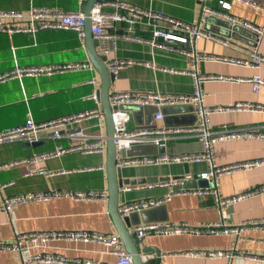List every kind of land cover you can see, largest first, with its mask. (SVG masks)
Wrapping results in <instances>:
<instances>
[{"label": "crops", "instance_id": "0c3cea01", "mask_svg": "<svg viewBox=\"0 0 264 264\" xmlns=\"http://www.w3.org/2000/svg\"><path fill=\"white\" fill-rule=\"evenodd\" d=\"M230 7L221 9L217 0H116L135 6L159 11L190 23H199L206 5L225 11L227 16L242 19L264 29V0H248L263 6L257 8L240 0H228ZM32 6L58 7L63 10L76 11L81 8L78 0H0L1 11L28 12ZM115 7L106 5L104 11ZM220 16L235 23L229 17ZM17 23L29 25L27 20ZM245 26V25H243ZM248 29L252 28L245 26ZM212 28H216L215 25ZM136 34L148 38L151 30L142 23L135 25ZM215 35L230 41L228 45L210 38L200 37L195 46L199 52L251 60V51L264 56V36L255 40L251 34L239 32L229 37L207 29ZM217 30V29H216ZM220 30V29H218ZM110 33H127V24L116 23ZM255 31V30H253ZM103 43L111 41V48L99 47V52L108 49L109 58L133 59L135 62L120 69L112 90H158L161 92L191 93L193 92V76L186 72L193 67L190 60L179 54L167 53L152 49L150 45L135 40L118 38H102ZM89 60L84 38H80L73 30L41 29L36 33L16 32L13 34L0 32V73L15 66H48L66 62ZM155 62L156 66L147 64ZM201 73H216L230 76V79L211 80L202 83L203 100L206 105H231L235 102H256L264 104V88L259 92L252 89L247 78L260 75L264 78V61L259 65L240 64L219 59L200 60L197 64ZM183 71V72H182ZM96 78L95 69H79L56 72L51 75H27L0 83V130L22 124L31 115L36 121H43L65 114L79 112L97 106L94 99L89 98L93 85L88 81ZM172 120L189 122L192 111L169 113ZM155 119V116H154ZM145 112L139 114L137 121L145 122ZM212 130H221L224 125L229 128L264 127V112L259 110L213 112L210 115ZM164 125L163 120H156ZM98 118H90L71 126L70 130L82 129L88 133H105L99 126ZM132 117L129 126H135ZM102 124V123H101ZM68 130V129H67ZM67 144V138H48L38 146L23 142L1 143L0 163L34 153L53 150L57 144ZM166 154H182L202 149V143L196 136L177 134L168 140ZM215 162L218 165L245 161L264 155V139L232 138L218 141L214 146ZM95 166L92 170L71 171L69 173H45L30 171L39 168L48 172L60 169H75ZM101 166V167H100ZM125 175L146 177L147 181L124 187L120 204L140 199L165 198L173 187L165 184L180 176L191 174L196 177L208 169L207 161L162 162L158 164L122 166ZM168 176V177H164ZM163 178V179H162ZM169 178V179H166ZM198 179V178H197ZM13 181L12 184L0 188V204L5 196L35 191L88 190L105 189L107 177L105 155L100 153L83 154L71 152L60 157L39 162L20 163L0 169V182ZM219 191L223 196H234L240 192L264 184V164L252 169L225 173L219 178ZM163 183L165 185L159 184ZM141 187H134V186ZM189 187L188 183L185 184ZM196 187H202L197 185ZM164 205L168 220L150 221L148 223H202L219 222L221 210L211 194H173L159 205ZM158 206V205H156ZM153 206V207H156ZM151 208V207H150ZM225 222L231 226H242L240 233L220 234H149L141 239L140 247L158 246L162 249L161 264H264V225L258 224L264 218V192L237 200L226 207ZM152 218V217H151ZM156 220V219H153ZM144 224V223H142ZM49 230H94L104 233H117L108 212V202L103 200H80L72 196H58L49 200L26 201L15 203L8 212L0 209V243H11L18 233ZM47 250L75 258H93L103 262L114 263L116 256L107 252L103 244L81 239H61L55 241L51 248H35L33 251ZM189 250H233L236 255L227 257L206 258L186 255ZM156 252L150 249L142 253L146 264H154ZM0 264H25L22 254L14 250H0ZM31 264H62L58 262L37 261Z\"/></svg>", "mask_w": 264, "mask_h": 264}, {"label": "built area", "instance_id": "2783aa9c", "mask_svg": "<svg viewBox=\"0 0 264 264\" xmlns=\"http://www.w3.org/2000/svg\"><path fill=\"white\" fill-rule=\"evenodd\" d=\"M81 8L76 11L63 10L58 7L50 6H32L28 12L22 11H1L0 10V32L13 34L16 32L36 33L41 29H64L73 30L78 33L80 38L85 35V13L82 6L87 0H78ZM250 3L251 6L262 8L260 4L249 2L248 0H240ZM221 9L230 7V1L217 0ZM110 5L115 9L104 11L103 7ZM214 14L226 17L225 11L216 9L211 6L203 7V14L199 23H190L179 18L164 14L159 11L144 9L133 4L124 2H96L91 10L92 33L95 39L102 38H118L123 37L129 40L144 42L151 46L152 49H159L167 53L179 54L187 57L193 64V67L187 69L194 79V90L191 93H173L161 92L158 90H112L110 93V102L112 106V116L115 125L114 140L117 147V165L118 166H138L158 164L162 162H185L194 163L207 161L208 169L198 176L186 174L183 177L175 178L168 184L173 190L165 198H148L119 205V212L122 216L127 215L131 211H139L159 205L166 199L171 198L173 194H199L213 195L217 206L221 210L222 219L214 223H202L199 225H191L188 223H144L133 226L131 230L136 232L137 237L143 238L149 234H220V233H240L242 226H231L225 222L226 207L237 200L254 196L264 192V184H260L246 191L240 192L234 196H223L219 191V178L225 173L244 171L252 169L264 164V155L259 158L233 162L225 165H218L215 162L214 146L218 141L232 138H261L264 139V127H238L229 128L224 125L221 130H212L210 115L213 112H232V111H251L259 110L264 112V104L256 102H235L231 105L209 106L204 103L201 85L205 81L230 79V76L216 73H201L198 70V62L207 59H219L231 63L254 64L259 66L264 61V56L257 49L251 51V60H243L233 57L217 56L205 52H199L196 49V40L200 37L214 38L225 45L230 41L219 35H215L203 26V20L206 15ZM230 18V16H227ZM233 22L248 26L264 36V29H261L242 19L230 18ZM17 20H27L29 25L17 23ZM124 22L127 24L128 31L123 34L110 33L109 28H114L116 23ZM146 24L151 30L148 38L141 37L136 34L135 25ZM101 54L107 55V66L110 72L116 74L120 69L135 62L133 59L126 58H109V50L103 49ZM147 64L156 66L155 62H147ZM79 69H94L90 60L66 62L60 64H52L48 66H15L9 70L0 73V83L13 78H22L27 75H51L56 72L72 71ZM183 72V71H182ZM246 80L252 83V89L259 92L264 88V78L260 75H253ZM93 85V91L89 98L94 99L97 106L79 112L65 114L59 117L50 118L43 121H36L31 115L17 126H13L4 130H0L1 143H33L48 138H67L68 143H59L53 150L41 153H34L30 157H23L7 162L0 163V169L20 163L39 162L50 158L60 157L71 152H80L83 154L106 153V135L105 133L95 132L88 133L82 129L70 130L69 128L77 123L90 118H98L99 126L104 123V113L101 107L98 90L100 80L98 77L91 78L89 81ZM140 104V105H156L161 107L167 104L189 103L197 108L198 120L191 126H129L131 121L130 111L120 109V104ZM156 120H162V113H155ZM102 123V124H101ZM68 129V130H67ZM189 134L196 136L202 143V149L198 151H190L182 154H159V155H135L128 156L126 151L133 145L143 143H155L158 146H165L174 135ZM101 167V166H100ZM95 166H85L75 169H60L54 172L45 171L37 168L35 171L52 175L56 173H69L71 171L92 170ZM192 178H205L209 181L207 187H187V180ZM13 181L0 182V188H4ZM165 185L163 183H159ZM134 187H141L139 185ZM126 188L130 189L131 186ZM58 196H72L80 200H108V191L105 189H88V190H61L55 189L51 191H35L30 193H20L5 196L0 204V209L9 211L15 203L26 201L49 200ZM264 225V218L257 222ZM61 239H81L85 241H93L103 244L107 252L116 256L114 263L103 262L93 258H75L71 259L61 255L60 253L47 250L33 251L35 248H51L55 241ZM0 250H14L22 254L25 264L32 262H58L62 264H134L131 254L126 250L124 242L117 233H104L94 230H49V231H33L18 233L11 243H0ZM186 255L203 256L206 258L227 257L231 259L236 253L233 250H189L184 251Z\"/></svg>", "mask_w": 264, "mask_h": 264}, {"label": "water", "instance_id": "95a60500", "mask_svg": "<svg viewBox=\"0 0 264 264\" xmlns=\"http://www.w3.org/2000/svg\"><path fill=\"white\" fill-rule=\"evenodd\" d=\"M116 0H87L82 6L85 13V35L84 43L87 50L88 58L94 66L97 72V76L100 80V87L98 95L101 103V107L104 113L105 123V135H106V153H105V170L107 177V191H108V212L113 221L114 228L117 234L122 238L126 250L131 254L134 264H146L142 257V253L148 252L150 249L156 252V261L154 264H161L163 251L158 246H150V248L140 247L141 238L137 237L136 232L131 230L133 226L140 225L142 223H148L150 221H164L168 220L165 212L164 205H158L156 207L145 208L142 210L131 211L125 216H122L119 212L120 198L124 191V187L127 185H135L137 183H145L146 177L127 176L123 167L117 165V147L114 140L115 125L112 116V106L110 102L111 86L116 80V74L110 72L106 60L107 55L99 52V47L111 48V41L109 43H103L101 39H95L92 33V21L91 10L96 2H111ZM215 25L216 28H212ZM203 26L205 29L214 30L217 33L226 35L229 37H237L239 32L251 34L255 40L259 39V35L256 31L248 29L247 27L238 24L230 23L229 20L223 19L220 16L209 14L204 17ZM217 29V30H216ZM220 29V30H218ZM120 109L130 111L132 117L136 120L135 126H155L157 122L154 119L156 112H161L163 115V122L165 126H191L194 125L199 116L197 108L193 104L180 103V104H167L161 107L156 105H140L124 103L118 106ZM183 111H192L193 117L189 122L180 120H172L169 113H181ZM145 112L147 120L145 122L137 121L139 114ZM42 141H35L33 143H26L31 146H38ZM128 156L135 155H159L166 153L165 146H158L155 143H143L133 145L126 151ZM171 155V154H169ZM184 176V175H183ZM180 176V177H183ZM168 177V176H164ZM163 179V178H162ZM169 179V178H166ZM189 187H196L197 185L207 187L209 181L205 178H192L187 180ZM152 217V218H151ZM156 219V220H153Z\"/></svg>", "mask_w": 264, "mask_h": 264}, {"label": "rangeland", "instance_id": "374dc122", "mask_svg": "<svg viewBox=\"0 0 264 264\" xmlns=\"http://www.w3.org/2000/svg\"><path fill=\"white\" fill-rule=\"evenodd\" d=\"M103 128H104V131H105V123H103Z\"/></svg>", "mask_w": 264, "mask_h": 264}]
</instances>
